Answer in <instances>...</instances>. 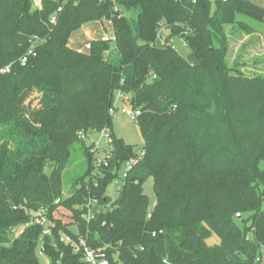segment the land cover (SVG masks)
<instances>
[{
	"label": "trees",
	"instance_id": "16d2710c",
	"mask_svg": "<svg viewBox=\"0 0 264 264\" xmlns=\"http://www.w3.org/2000/svg\"><path fill=\"white\" fill-rule=\"evenodd\" d=\"M237 15L264 21V9L247 0H216L213 10L210 0H41L40 8L0 0V264H42L41 244L45 264H85L73 251L78 236L93 249L107 246L109 264L264 259V75L228 63L227 28ZM103 19L115 41L93 40L89 51L69 45L82 26ZM31 91L40 99L27 110ZM118 91L141 112L144 155L125 180L122 165L137 148L114 134ZM103 129L112 151L107 165L95 167L84 140ZM78 142L86 167L66 180ZM116 179L122 186L111 200L106 192ZM92 199L109 208L83 231L53 217L63 208L80 218ZM41 210L49 235L30 224ZM212 236L218 244H207Z\"/></svg>",
	"mask_w": 264,
	"mask_h": 264
},
{
	"label": "rangeland",
	"instance_id": "374dc122",
	"mask_svg": "<svg viewBox=\"0 0 264 264\" xmlns=\"http://www.w3.org/2000/svg\"><path fill=\"white\" fill-rule=\"evenodd\" d=\"M212 10L215 7L216 0H210ZM251 4L264 9V0H247ZM237 24H234L227 28V35L230 38V53L228 56V63L233 65L235 62L239 63L242 67L243 72L250 75H264V21H256L251 18L237 15ZM264 20V18H263ZM251 26L253 30L251 33H247L244 29L245 27ZM88 24L82 26L78 31L83 32ZM79 34V32H78ZM80 35V34H79ZM73 44V39L70 41ZM171 45L173 48L182 56L186 57L189 54V49L183 44V42L178 38L174 37L171 40ZM83 50V49H81ZM84 51V50H83ZM40 99V94L37 91H31L24 105L27 110H32L36 108ZM113 131L116 137L121 138L127 144H132L135 146L136 151H138L142 145V138L139 133L136 122L131 121L127 116L121 114L119 111L113 115ZM99 140V135L97 133L89 134L85 140L84 144L89 145L95 141ZM100 147L104 146V139L99 141ZM83 143L78 142L73 145L72 155L68 166L64 172L65 179L68 180L74 178L75 176L83 174L86 161L82 153ZM103 149V148H102ZM95 159L101 158L102 153L94 154ZM98 160V159H97ZM96 160V161H97ZM260 167H264V163L260 164ZM45 173H49V168L45 170ZM122 186V181L119 179L114 180L107 188V196L111 200H115L119 194V188ZM153 182L152 179L143 185V192L149 198L150 208L155 203V196L153 193ZM63 195L68 197L70 195V186L64 185ZM264 208V204H263ZM85 214H82L80 218L72 216L68 211L63 208H58L54 213V219L60 221L64 224L71 225L72 229L77 233L84 230V224L87 223ZM24 230V227L15 229L14 236H18ZM248 238H252L250 232L247 233ZM208 245H213L212 240H208ZM42 259L41 263L45 264L46 260L40 255ZM259 264H264V259L259 261Z\"/></svg>",
	"mask_w": 264,
	"mask_h": 264
},
{
	"label": "built area",
	"instance_id": "2783aa9c",
	"mask_svg": "<svg viewBox=\"0 0 264 264\" xmlns=\"http://www.w3.org/2000/svg\"><path fill=\"white\" fill-rule=\"evenodd\" d=\"M33 1V7L34 8H40L41 7V0H32ZM225 1V0H223ZM56 21V16L53 15L50 19V23L54 24ZM100 25L104 29V33L99 38L101 41L109 42V41H115V36L113 32L112 22L111 20L103 19L99 21ZM157 39L160 43H163V35L162 33H158ZM90 42L86 43L83 46L84 51L90 50ZM82 50V51H83ZM25 62V58L22 59V63ZM8 71V68L6 70H1V72ZM119 111L121 114L127 116L131 121L136 122L138 117L141 115L140 110L133 108L131 104V99L128 95L123 94L122 92L118 91L115 95L114 99V105L113 109L111 111L112 115H115V113ZM99 135V140L92 143V153H102L101 158L94 159V166L99 167L102 164L107 165V159L110 158L112 147H111V136L108 129H103L100 132L97 133ZM101 139H104V146L100 147L99 141ZM103 148V149H102ZM144 155V151L140 148L138 151H136L135 156L129 159L127 162H125L122 165V170L120 173V179L125 180L127 178L128 173L134 168V166L137 164L139 159ZM97 160V161H96ZM121 188V187H120ZM120 188L118 190H120ZM57 203V202H56ZM109 208V205H106L104 207L98 206V201L95 199H92L89 201L87 205V211L85 213L86 221L89 222L96 213H99L101 209H107ZM30 224H36L44 226V235L50 234V226L52 225L47 217V212L45 210H41L40 212L32 215ZM67 242H72L71 238H66ZM73 243V251L75 254L79 255L81 257V261L85 264H109V260L105 254V250L108 248L107 246L98 249L91 248L85 239L84 236H78L75 242ZM43 246L40 245L39 248V255L44 257L43 254ZM259 262L260 260L257 259Z\"/></svg>",
	"mask_w": 264,
	"mask_h": 264
},
{
	"label": "crops",
	"instance_id": "0c3cea01",
	"mask_svg": "<svg viewBox=\"0 0 264 264\" xmlns=\"http://www.w3.org/2000/svg\"><path fill=\"white\" fill-rule=\"evenodd\" d=\"M78 32L80 35L78 34ZM104 32L105 31L100 25L99 21L88 23V27L85 28L82 33H80V31H77L72 34L70 41L73 39V44L69 42V45L73 49L81 50L86 43L99 39ZM208 240H212L213 245L219 243L218 238L215 236H212Z\"/></svg>",
	"mask_w": 264,
	"mask_h": 264
}]
</instances>
